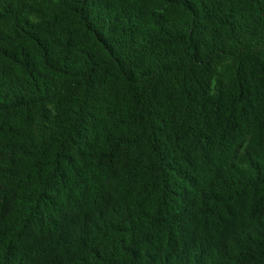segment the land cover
<instances>
[{"label": "trees", "instance_id": "1", "mask_svg": "<svg viewBox=\"0 0 264 264\" xmlns=\"http://www.w3.org/2000/svg\"><path fill=\"white\" fill-rule=\"evenodd\" d=\"M0 264H264V0H0Z\"/></svg>", "mask_w": 264, "mask_h": 264}]
</instances>
